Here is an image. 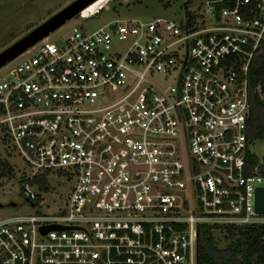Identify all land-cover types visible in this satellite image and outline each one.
Returning a JSON list of instances; mask_svg holds the SVG:
<instances>
[{
  "label": "built area",
  "instance_id": "1",
  "mask_svg": "<svg viewBox=\"0 0 264 264\" xmlns=\"http://www.w3.org/2000/svg\"><path fill=\"white\" fill-rule=\"evenodd\" d=\"M186 2L179 22L75 26L2 69L0 136L36 213L0 221V264H198L201 226L264 224L247 139L264 0Z\"/></svg>",
  "mask_w": 264,
  "mask_h": 264
},
{
  "label": "rangeland",
  "instance_id": "2",
  "mask_svg": "<svg viewBox=\"0 0 264 264\" xmlns=\"http://www.w3.org/2000/svg\"><path fill=\"white\" fill-rule=\"evenodd\" d=\"M75 1L0 0V53ZM205 1L193 0V3L197 5ZM184 3L185 0H99L51 34L49 40L54 42L75 26H82L87 32H93L117 19L150 21L163 18L179 22L185 14ZM5 76L4 70L1 69L0 81ZM262 99L264 101V95ZM6 146V140L4 141L0 136V158L8 162L14 170L13 178L0 179V203L4 205L0 208V221L9 217L36 213V210L32 209L20 196V172L17 169L22 171L25 167L19 158L10 155ZM252 151L260 162H264V141H255ZM255 183L264 186V181ZM52 186L58 194L66 191L56 185ZM49 199L52 201L57 197ZM9 203H15L16 207H8ZM214 238L219 249H225L232 244L228 241L226 233L219 229L214 231Z\"/></svg>",
  "mask_w": 264,
  "mask_h": 264
},
{
  "label": "trees",
  "instance_id": "3",
  "mask_svg": "<svg viewBox=\"0 0 264 264\" xmlns=\"http://www.w3.org/2000/svg\"><path fill=\"white\" fill-rule=\"evenodd\" d=\"M189 6L193 0L186 2ZM251 119L247 125V139L250 143L264 141V45L257 52L248 73ZM253 167L260 161L254 154H248ZM14 177L10 164L0 158V179ZM44 183V181H43ZM43 189V188H41ZM221 230L232 244L219 249L214 231ZM198 264H264V224L236 226H201L198 240Z\"/></svg>",
  "mask_w": 264,
  "mask_h": 264
},
{
  "label": "water",
  "instance_id": "4",
  "mask_svg": "<svg viewBox=\"0 0 264 264\" xmlns=\"http://www.w3.org/2000/svg\"><path fill=\"white\" fill-rule=\"evenodd\" d=\"M99 0H76L71 5L67 6L56 15L48 19L42 25L25 35L13 45L9 46L0 53V70L8 63L17 59L28 49L48 38L51 34L62 28L67 22L79 16L82 12L88 9ZM184 4V8H186ZM8 207H16L15 203H9ZM34 207V205H31ZM4 205L0 203V208ZM253 209L257 215H264V186H257L253 191ZM68 229L59 225H50L41 228V233L45 235L51 230H65Z\"/></svg>",
  "mask_w": 264,
  "mask_h": 264
},
{
  "label": "bare ground",
  "instance_id": "5",
  "mask_svg": "<svg viewBox=\"0 0 264 264\" xmlns=\"http://www.w3.org/2000/svg\"><path fill=\"white\" fill-rule=\"evenodd\" d=\"M98 2V1H97ZM91 7V6H90Z\"/></svg>",
  "mask_w": 264,
  "mask_h": 264
}]
</instances>
